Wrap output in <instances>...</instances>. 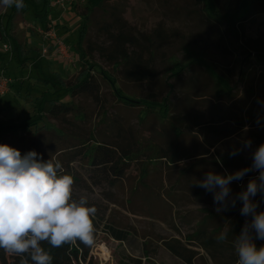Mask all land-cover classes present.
<instances>
[{"label":"rangeland","instance_id":"374dc122","mask_svg":"<svg viewBox=\"0 0 264 264\" xmlns=\"http://www.w3.org/2000/svg\"><path fill=\"white\" fill-rule=\"evenodd\" d=\"M85 5L86 0L72 2L71 20L57 17L56 9L49 5L54 28L74 57ZM208 5L209 0H110L105 11L95 10L86 33V40L96 48L90 55L93 67L83 63L84 58H61L40 33L32 10L11 14L10 8L0 6L1 39L10 42L12 48L6 53L0 50V73L11 79L8 92L0 96V144L21 149L27 145L45 161L55 157L64 168L58 175L74 177L72 199L85 197L87 206L98 209L93 217L97 224L95 245L87 258L91 264H136L135 260L141 264H186L170 254L160 240L184 241L208 212L220 216L227 211L217 212L214 193L195 187L196 181L208 171L228 174L251 166L252 152L264 143V15L250 16L232 27L218 20ZM113 19L137 38L136 47L130 51L140 57L142 65L151 67L147 80H128L124 65L109 62L107 52L112 46L103 33V23ZM185 48L206 62L209 73L203 65L192 64L180 76H170L175 61L188 59ZM83 69L94 75L99 87L98 103L88 97L74 98L85 111L86 127L93 128L96 140L131 158L114 184L94 181L83 160L67 163L56 151V141L46 140L64 127L60 120L43 115L37 123L32 119L23 128L24 119L38 113L39 99L45 92V98H69L54 80L74 82ZM101 72L125 97L167 99L171 117L155 110L145 112L146 104L131 107L120 102ZM7 127L17 128L8 131ZM39 137L45 144L37 150L33 143ZM249 140L251 148H244ZM156 147L174 161L151 158ZM233 151L238 154L230 155ZM225 156H230L225 164H216ZM143 167L147 174L141 179ZM251 174L231 182L230 198L246 190L249 180L259 173ZM260 197L258 193L252 199ZM238 213L240 209L234 216ZM243 219L250 221L251 217ZM218 221L211 219L208 228ZM108 227L126 231L127 239H114ZM101 246L109 252L107 260L101 255ZM187 247L196 253L193 264H230L236 254L225 246L211 258L196 245ZM2 252L4 261L0 259V264H20L16 256Z\"/></svg>","mask_w":264,"mask_h":264},{"label":"trees","instance_id":"16d2710c","mask_svg":"<svg viewBox=\"0 0 264 264\" xmlns=\"http://www.w3.org/2000/svg\"><path fill=\"white\" fill-rule=\"evenodd\" d=\"M109 1L110 0H86L84 13L81 14L83 24L79 32V39L76 46L73 47L75 49V57L73 54L72 57L75 59L84 58L83 63L89 64L90 67L95 66L90 61V55L96 50V48L92 47V43L86 40V33L91 24L95 10L105 11L106 5ZM198 1L201 2L203 0ZM24 4L25 7L19 11L16 10L14 5L10 7L11 14L18 12L25 13L32 10V15L37 20L39 27L41 29H46L50 9L49 0H24ZM208 8L214 11V16L218 20H223L228 26L234 27L240 25L250 16L258 14L264 15V0H254L252 2L249 0H209ZM103 26L105 28L103 33L106 35L107 40L110 41L112 46L111 51L107 52L109 62H119L124 65L128 70V80L144 81L150 78L151 67H148L146 63L142 65L140 63V57L138 55L134 56L130 51V47H136L137 38L135 35L132 32L125 30L118 19H113L110 23H103ZM0 33H2L1 30ZM98 50L105 51L106 49L104 47H99ZM184 51L185 54L189 56L188 59L178 62L175 61L169 69L170 76L175 78L180 76V74L192 64L203 65L205 70L209 73V67L200 56H192L188 54L189 50L187 48H185ZM101 73L102 76L108 78L105 72ZM108 81L114 87L115 82L109 78ZM217 81H219L222 86L224 85L220 80ZM54 82L58 90H64L69 98L64 101L56 100L54 98H45V92L39 99L40 108L37 111L38 113H35V116H32L31 118L24 119L23 128L27 127L30 124L28 122L32 119L33 122L37 123L42 119L43 115L55 120H60L64 127L60 132L54 131V136L48 137L46 140L49 143L56 141L55 144L58 147L56 151L63 154L62 156L63 158H66L67 163L72 162L77 158L83 160L84 164L89 167V175L96 178L94 181L100 182L99 179H101L108 184H114L115 179L122 174L123 166L126 165L131 158L128 157L126 153L121 154L116 147H112L108 143L96 140L93 128H87L85 125V111L79 106V103L74 102V98L88 97L91 98L93 102L98 103L99 87L94 80V75H92L89 70L84 71L83 69L74 82H65L62 79H56ZM221 90L223 89H219V92ZM114 92L119 101L127 106L134 107L138 104H146L147 109L145 112L155 110L159 115L162 114L165 118L169 116L171 117L167 99H161L160 101L154 99L134 100L125 97L120 89L116 87H114ZM55 93L56 91L51 92L50 94ZM176 120L179 121L180 119ZM173 127L176 128L175 125H173ZM11 128L7 127L6 130L9 131ZM43 128L45 127L43 126ZM43 128H39L38 130ZM178 134H182L179 129ZM33 144L37 150H39L41 147L40 145L45 144V139L39 137V139ZM23 147V149L20 147L16 148L22 155L30 151V149L27 148V145H24ZM164 157H167V162L174 161L173 157L164 155L162 149L159 147H156L151 155V158L153 159ZM229 159L230 156L218 158L216 164H225ZM146 174V168L143 167L140 172V178H145ZM252 175L254 174L249 172L245 176L249 177ZM254 202H258L259 205L257 212L264 211V199L260 197ZM241 208L242 204L237 200L235 207H229L228 210L220 216L208 212L207 217H204L200 221L196 229L183 237L184 241L172 238L169 240L161 239L160 242L170 254L179 258L186 264H193V259L196 254L194 251L190 250L187 245H196L200 247L211 258H215L216 253L225 246L235 250L234 241L236 237L239 236L245 221L243 219L244 216L240 213L236 216H234V213ZM213 218H218L219 221L215 227L209 229V221ZM93 223L95 228L94 237L96 238L97 224L94 219ZM223 228H225L224 231H222ZM108 231L116 240L125 241L127 239L126 231L114 227H108ZM222 232L227 233V239L218 242L217 237ZM254 243L257 248L264 245V241L261 240L254 239ZM41 247L53 256V264H91L87 262V258L92 247H86L78 240L75 243L65 244L61 248H52L51 245L45 241L41 242ZM100 250L102 257L107 260L109 256L108 250L104 246H101ZM2 251L4 250L0 249V259L4 261V253ZM144 256L147 257V253H144ZM16 258L20 260L26 259L28 264H33L28 254H25L23 257L16 256ZM237 259L238 256L236 253L234 258L230 261V264H236ZM135 262L136 264H141L140 260H135ZM121 264L134 263L122 262Z\"/></svg>","mask_w":264,"mask_h":264},{"label":"clouds","instance_id":"9594fccd","mask_svg":"<svg viewBox=\"0 0 264 264\" xmlns=\"http://www.w3.org/2000/svg\"><path fill=\"white\" fill-rule=\"evenodd\" d=\"M13 5L17 11L25 7L24 0H0L4 8ZM244 148H251L250 140ZM252 171H258V176L249 180L246 190L230 198L231 182ZM63 172L62 162L55 157L45 161L35 150L22 155L18 149L0 144V249L19 257L28 254L33 264H53V256L41 242L52 248L77 240L86 247L95 245L93 217L98 209L87 206L85 197L72 199L74 177L58 175ZM194 186L214 193L217 212L242 201L240 214L251 220L245 221L234 241L236 264H264V245L257 248L254 243V239L264 241V211L257 212L258 202L252 199L258 193L264 199V143L252 152L251 166L223 175L208 171ZM226 239V232L217 237L218 242ZM20 264L28 262L21 259Z\"/></svg>","mask_w":264,"mask_h":264},{"label":"built area","instance_id":"2783aa9c","mask_svg":"<svg viewBox=\"0 0 264 264\" xmlns=\"http://www.w3.org/2000/svg\"><path fill=\"white\" fill-rule=\"evenodd\" d=\"M74 0H49L50 7L57 9L60 14H64L69 6ZM40 33L43 37L50 43V46H54L57 54L64 60H71L72 53L71 49L66 45V43L59 37L54 28L53 20L49 17L46 29L40 28ZM0 50L4 53L10 52L12 50L10 42H3L0 34ZM46 52V48L43 49V54ZM11 84V79L4 73H0V96L5 95L8 92L9 86Z\"/></svg>","mask_w":264,"mask_h":264},{"label":"crops","instance_id":"0c3cea01","mask_svg":"<svg viewBox=\"0 0 264 264\" xmlns=\"http://www.w3.org/2000/svg\"><path fill=\"white\" fill-rule=\"evenodd\" d=\"M73 10H72V4L69 6V8L67 9V11L64 13V14H60V12L56 9V12H55V14H56V16L57 17H60L61 16V18H65V19H67V20H71L72 18H73V16L74 15H70V13L72 12ZM48 17H49V15H48Z\"/></svg>","mask_w":264,"mask_h":264}]
</instances>
